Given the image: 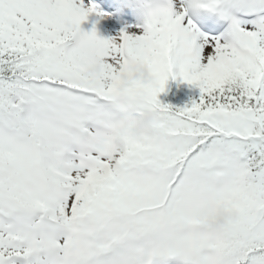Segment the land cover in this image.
I'll return each instance as SVG.
<instances>
[{"label": "snow or ice", "instance_id": "snow-or-ice-1", "mask_svg": "<svg viewBox=\"0 0 264 264\" xmlns=\"http://www.w3.org/2000/svg\"><path fill=\"white\" fill-rule=\"evenodd\" d=\"M128 6L102 38L84 0H0V264H264V0ZM177 78L199 98L162 103ZM213 202L226 231L199 222Z\"/></svg>", "mask_w": 264, "mask_h": 264}, {"label": "clouds", "instance_id": "clouds-1", "mask_svg": "<svg viewBox=\"0 0 264 264\" xmlns=\"http://www.w3.org/2000/svg\"><path fill=\"white\" fill-rule=\"evenodd\" d=\"M100 72L99 66L95 69ZM134 79L145 86L154 82L151 70L143 64H138L133 69ZM159 114L155 111H146L142 115H129L125 118L127 127L124 131H129L135 136L145 135L157 122ZM239 210L223 202H213L205 207L200 217V223L213 232H223L236 222Z\"/></svg>", "mask_w": 264, "mask_h": 264}, {"label": "bare ground", "instance_id": "bare-ground-1", "mask_svg": "<svg viewBox=\"0 0 264 264\" xmlns=\"http://www.w3.org/2000/svg\"><path fill=\"white\" fill-rule=\"evenodd\" d=\"M108 22L114 27V31L118 35L121 32V30L119 29L120 22L118 20L116 21L113 17H109Z\"/></svg>", "mask_w": 264, "mask_h": 264}]
</instances>
